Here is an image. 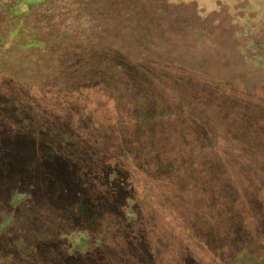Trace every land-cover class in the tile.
<instances>
[{
  "label": "trees",
  "instance_id": "trees-1",
  "mask_svg": "<svg viewBox=\"0 0 264 264\" xmlns=\"http://www.w3.org/2000/svg\"><path fill=\"white\" fill-rule=\"evenodd\" d=\"M150 1L0 0V86L10 85L13 53L23 59L14 61L15 72L29 77L0 88V155L47 183L33 195V213L24 209L23 219L36 218L39 229L17 223L18 264H59L80 241L88 251L117 248L120 264H264V184L256 181L258 174L264 181V150L257 149L264 123L237 101L222 117L208 91L188 101L177 95L185 87L174 85V94L153 104L161 89L119 83L130 79V57L121 55L127 34L142 17L157 16L138 5ZM245 9L251 15L236 17L246 20L244 43L263 46L252 33L264 20L251 0ZM32 83L40 85L33 105L23 90ZM95 96L102 98L97 111L87 104ZM51 100L68 113L47 107ZM193 110L199 121L189 116ZM33 123V137L18 139ZM10 168L0 161L2 174ZM63 233L59 249L35 253L34 245Z\"/></svg>",
  "mask_w": 264,
  "mask_h": 264
},
{
  "label": "rangeland",
  "instance_id": "rangeland-1",
  "mask_svg": "<svg viewBox=\"0 0 264 264\" xmlns=\"http://www.w3.org/2000/svg\"><path fill=\"white\" fill-rule=\"evenodd\" d=\"M249 3L250 0H173L172 3L161 5V2L152 0L138 4L141 8L153 13L157 10V16L142 17V24L134 26L127 34L129 49L122 50L121 55L130 57L126 67L130 79L119 78V83L151 85L153 90L161 89L154 95V98L158 100H153L152 102H155L153 104L163 102L167 96L174 94L176 90L174 85L185 87V91L177 95L188 101L196 99L199 92L208 91L214 101L220 100L222 117H225L232 101H237L246 115L264 123V45L256 47L251 43H244L243 33L248 31L244 23L246 20L236 18L247 13L251 15V10L245 9L249 8ZM251 5L258 21L264 20V0H251ZM113 31L119 32L117 28ZM235 33L238 34L235 35ZM252 38L264 44V22H261L258 30L252 33ZM137 47L140 51H134ZM15 60H19L20 63L23 59L18 56V53L12 54L10 64L12 72L8 76L10 85H2L1 89L13 86L9 82L10 79L18 78L22 82L29 83L27 79L29 77L15 72L19 67ZM123 66L120 67V71ZM23 86L25 87H22L23 90L29 92L27 93L29 104L33 105V91H39L37 87L40 85L32 83V85ZM42 86H45L48 91L51 89L50 85ZM228 92L229 95L226 94ZM101 101L102 98L95 96L88 99L87 104L90 103L92 110L97 111ZM74 103L75 101H71V104ZM46 106H54L55 110L61 114L68 113L67 106L61 103L52 101V105ZM256 107L259 108L260 115L252 117V110ZM189 116H194L193 118L198 121L201 119L196 110L191 111ZM241 117L239 119L242 122ZM33 129L37 131L35 123L32 124V130L24 127L18 139H23L25 136L33 137ZM178 132H181L179 139L183 141L187 134H182V128ZM240 145L246 148L244 135L241 137ZM257 149L264 150V144ZM21 155L19 151L14 154L15 158H20ZM0 157L2 158L0 161L11 164V168L6 169L4 174L0 172V214H3L0 216V264H18L15 232L17 223L25 221L29 229H39L37 227L39 221L36 218L28 215L27 220L23 219L24 209L28 213H33V207L36 209L33 205V195L37 196V192L41 193L38 191L39 187L47 183L42 176L33 177V169L28 170L33 164V159L25 162V168L29 173H23L26 170L18 167V163L12 164L10 163L12 161L5 156L0 155ZM44 157L49 159L46 154ZM75 159L81 160V157L76 156ZM243 162L250 164L254 161L249 159ZM85 164L88 168H92V163L87 160ZM44 169L48 168L44 167ZM33 178H39L40 181H33ZM28 180L30 182L26 185L25 182ZM256 181L264 184L259 174L256 176ZM249 188L252 189V186ZM239 193L242 194L243 189ZM222 197L230 200L226 196L222 195ZM65 235L63 233L61 238L45 240L34 245L35 253L59 249ZM76 245L75 252L71 253L70 250L60 255L59 264H120L122 261L118 257L120 251L117 248L88 251L87 248H83L81 241ZM200 255L205 257L206 251L203 250ZM187 263L197 264L194 260H189ZM242 264L252 263L244 260Z\"/></svg>",
  "mask_w": 264,
  "mask_h": 264
}]
</instances>
